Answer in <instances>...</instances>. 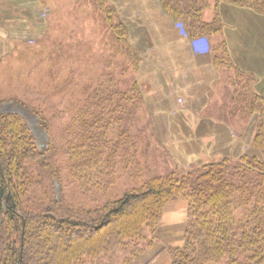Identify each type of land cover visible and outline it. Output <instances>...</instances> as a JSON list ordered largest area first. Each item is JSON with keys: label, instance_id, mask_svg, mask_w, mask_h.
<instances>
[{"label": "trees", "instance_id": "1", "mask_svg": "<svg viewBox=\"0 0 264 264\" xmlns=\"http://www.w3.org/2000/svg\"><path fill=\"white\" fill-rule=\"evenodd\" d=\"M92 1L106 24L113 56H122L136 72L142 57L129 41L128 27L108 0ZM158 4L191 44L207 41L229 88L223 112L243 122L256 118L250 147L261 156L245 150L195 167L182 165L187 171L181 172L153 131L132 132L143 110L136 80H127L125 90L111 76L78 89L70 81L59 93L61 107L40 98L1 97L0 264H136L153 248L163 209L173 198L187 203V220L183 244L161 249L170 264L264 263V96L254 89L255 74L234 63L225 41L212 42L224 27L220 4L263 17L264 0H215L210 21L203 19L208 0ZM6 103L17 111H3ZM173 112L174 122L179 113ZM65 117L62 132L56 125ZM27 118L45 135L42 146ZM184 133L185 138L174 137L176 144L187 142ZM159 158H168L173 167L114 195L118 166L138 179Z\"/></svg>", "mask_w": 264, "mask_h": 264}, {"label": "rangeland", "instance_id": "2", "mask_svg": "<svg viewBox=\"0 0 264 264\" xmlns=\"http://www.w3.org/2000/svg\"><path fill=\"white\" fill-rule=\"evenodd\" d=\"M108 1L114 6L118 19L128 27L129 41L131 37L130 43L138 48L142 57L136 72L122 56H113L106 24L92 0H0V98L10 94L27 101L40 98L45 99L44 103L47 105L61 107L62 94L59 93L63 86H70V81H75L74 89H78L90 84V81L108 79L111 76L118 82V87L125 90L127 80H136L143 95V110H139L138 122L132 132L137 133L136 128L141 127L153 131L162 145L173 153V162L177 160L180 165L178 169L181 172L187 171L183 169L184 162L179 156L174 157L177 144L173 139L185 138L184 132H189L192 125H182V119L184 117L186 120L196 110L189 106L193 103L190 93L192 88L183 93L172 87V84L178 82L172 76L174 64H171L176 51L167 44V39L175 36V33L170 32L173 30H168L169 25L160 19L163 13L159 11L158 0ZM213 13L211 5L204 12V20H211ZM253 14L257 15L255 12ZM255 15L245 13L240 19L242 25L244 22H259L258 32H255L258 40H255L256 46L253 47L258 51L264 48V16ZM143 24L147 25V31L158 51L142 54L140 38L141 33L145 32ZM158 53H161V58ZM221 79L225 83L224 78ZM214 89L207 100L209 107L214 106V103L221 105L219 99L225 92L222 86ZM228 91L227 86L226 94ZM184 102H187L188 108L181 110L183 116L179 113L180 118L177 115L173 122V110L176 108L172 105L181 104L184 107ZM2 110L17 111L10 103H6ZM150 111L152 114L148 116ZM27 119L38 145L42 146L45 135L39 132L35 119ZM67 120L65 117L57 122L56 126L62 132L68 124ZM255 122L256 118L251 117L248 122L238 123L234 127L241 128L239 132H243L244 138H247L250 124L254 134ZM205 131L207 132V128ZM247 152L261 156L253 147L247 148ZM159 159L154 161L157 162L155 165L151 164L147 173L142 172L144 174L138 179L132 177L130 170L118 166L111 183L114 195L119 196L125 189L140 186L151 174L162 168L173 167V162L167 165L168 158ZM195 166L198 163L192 167ZM186 220L187 203L181 198L171 199L163 209L153 248L137 259L136 264H170L169 256L161 249L167 243L175 246L183 244V226ZM152 255L156 256L149 262Z\"/></svg>", "mask_w": 264, "mask_h": 264}, {"label": "crops", "instance_id": "3", "mask_svg": "<svg viewBox=\"0 0 264 264\" xmlns=\"http://www.w3.org/2000/svg\"><path fill=\"white\" fill-rule=\"evenodd\" d=\"M208 2L210 7L213 5L214 11L215 0H208ZM219 11L224 27L219 35L212 38V42L225 41L234 63L255 74L254 89L264 96V53H262L264 48H260L258 51L253 48L256 46L255 40H258V35L255 32H258L257 24L259 22H244L242 25L240 19L242 14L246 13L252 16L255 14L248 9L225 4L219 5ZM161 13L163 12L161 11ZM161 15L160 19L163 23L169 25L168 30L172 29L173 31L170 32L175 33V36L167 39V44L176 51L171 62V64H174V71L171 70V72L178 82L175 85L172 84V87L174 90L183 91V93H187L192 88L193 90L190 93H192L191 100L193 103L189 106L196 110L195 113L194 111L190 113L186 120L183 117V125L187 127L192 125V127L189 128V132L187 131V142L177 143V146L173 147L175 149L174 153L184 162L185 167L218 159L222 156H237L243 153L251 145L253 136L251 124L247 130V138H244L243 132H239L241 128L234 127L243 121L240 122L239 119L232 118L227 112H223V110L226 111L229 105V98L224 97L227 86L221 81V74L212 63L211 55L207 51V41H199L196 45L191 44L183 35L181 27L164 13ZM255 16L258 17V15ZM138 22H140V19H138ZM143 27V30H145L144 33H141L143 40L140 38V43L143 45L140 49L142 54L149 53L152 50L158 51L150 38V33L147 31V25L143 24ZM134 39L138 40L135 37ZM158 56L161 58V53H158ZM219 86H222L225 91L219 99L221 105L214 103V106L209 107L210 104L207 100L210 94L215 91L214 87ZM184 103V107L181 104L172 106L176 108L174 110L181 113V110L188 108L187 102ZM205 128H207V132Z\"/></svg>", "mask_w": 264, "mask_h": 264}]
</instances>
